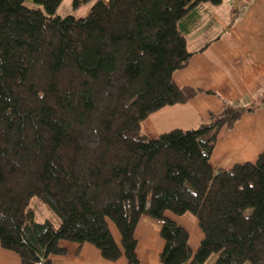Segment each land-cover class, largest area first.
<instances>
[{
  "label": "trees",
  "instance_id": "obj_1",
  "mask_svg": "<svg viewBox=\"0 0 264 264\" xmlns=\"http://www.w3.org/2000/svg\"><path fill=\"white\" fill-rule=\"evenodd\" d=\"M94 1L61 18L62 0H0V247L21 264H51L64 243L140 264L135 230L147 217L161 225L159 264H264V151L228 169L209 161L220 131L264 94L223 101L191 130L147 138L140 127L195 97L173 74L193 55L197 8L223 0ZM32 199L55 223L35 220ZM185 214L202 235L194 252L173 219Z\"/></svg>",
  "mask_w": 264,
  "mask_h": 264
},
{
  "label": "crops",
  "instance_id": "obj_2",
  "mask_svg": "<svg viewBox=\"0 0 264 264\" xmlns=\"http://www.w3.org/2000/svg\"><path fill=\"white\" fill-rule=\"evenodd\" d=\"M223 0L219 6L201 5L196 10V27L186 35L193 52L188 65L173 74L179 88H192L195 97L164 107L141 123V132L155 138L172 130H191L207 121L210 113L221 111L222 102L250 106L264 94V0ZM264 151V103L244 114L229 130H221L210 156L212 168L228 169L235 164L254 162ZM188 232L194 252L202 238L196 220L189 214L173 217ZM160 223L142 217L135 230L136 254L140 264H159L163 248ZM110 232L119 245L115 227ZM195 234H197L195 236ZM194 235V236H193ZM67 253L51 258V264H128L126 259H103L90 244H63ZM0 264H21L18 255L0 247Z\"/></svg>",
  "mask_w": 264,
  "mask_h": 264
},
{
  "label": "rangeland",
  "instance_id": "obj_3",
  "mask_svg": "<svg viewBox=\"0 0 264 264\" xmlns=\"http://www.w3.org/2000/svg\"><path fill=\"white\" fill-rule=\"evenodd\" d=\"M72 1L73 0H62L61 4L59 5V7L57 8L55 15L58 17H66V16H73L74 18H82L84 17L90 10L91 6L93 5V3L95 2L90 1L89 3L82 5L78 8H73L72 6ZM24 4H26L29 7H33V8H37V6H35L31 0H25ZM30 208L33 209L34 213H35V220L36 221H44V220H50L52 222L55 223V217L52 213H50L49 211H47V209L45 208V206L39 202L37 199H32L30 202ZM197 234H195L196 236ZM194 236V235H193ZM214 259H210L208 260L207 264H211V262H213Z\"/></svg>",
  "mask_w": 264,
  "mask_h": 264
},
{
  "label": "water",
  "instance_id": "obj_4",
  "mask_svg": "<svg viewBox=\"0 0 264 264\" xmlns=\"http://www.w3.org/2000/svg\"><path fill=\"white\" fill-rule=\"evenodd\" d=\"M237 3H238V1H237V0H235V1H234V5H235V7L237 6Z\"/></svg>",
  "mask_w": 264,
  "mask_h": 264
}]
</instances>
